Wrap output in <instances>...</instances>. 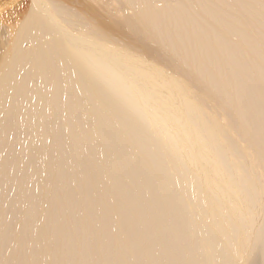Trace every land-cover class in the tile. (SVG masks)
Wrapping results in <instances>:
<instances>
[{
  "label": "bare ground",
  "instance_id": "obj_1",
  "mask_svg": "<svg viewBox=\"0 0 264 264\" xmlns=\"http://www.w3.org/2000/svg\"><path fill=\"white\" fill-rule=\"evenodd\" d=\"M28 1L0 264H264V0Z\"/></svg>",
  "mask_w": 264,
  "mask_h": 264
},
{
  "label": "rangeland",
  "instance_id": "obj_2",
  "mask_svg": "<svg viewBox=\"0 0 264 264\" xmlns=\"http://www.w3.org/2000/svg\"><path fill=\"white\" fill-rule=\"evenodd\" d=\"M77 4L80 0H64ZM28 0H0V52L8 41V32L17 25L19 17L23 15ZM26 3V4H25ZM25 5V6H24Z\"/></svg>",
  "mask_w": 264,
  "mask_h": 264
}]
</instances>
